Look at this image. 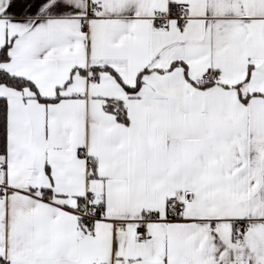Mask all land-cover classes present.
Listing matches in <instances>:
<instances>
[{
    "label": "snow or ice",
    "instance_id": "1",
    "mask_svg": "<svg viewBox=\"0 0 264 264\" xmlns=\"http://www.w3.org/2000/svg\"><path fill=\"white\" fill-rule=\"evenodd\" d=\"M0 264H264V0H0Z\"/></svg>",
    "mask_w": 264,
    "mask_h": 264
}]
</instances>
